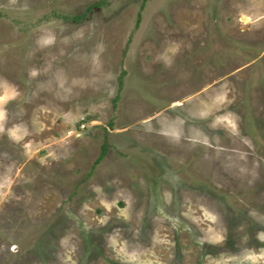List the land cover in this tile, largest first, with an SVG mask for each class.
I'll list each match as a JSON object with an SVG mask.
<instances>
[{"label":"rangeland","instance_id":"1","mask_svg":"<svg viewBox=\"0 0 264 264\" xmlns=\"http://www.w3.org/2000/svg\"><path fill=\"white\" fill-rule=\"evenodd\" d=\"M0 264H264V0H0Z\"/></svg>","mask_w":264,"mask_h":264},{"label":"trees","instance_id":"2","mask_svg":"<svg viewBox=\"0 0 264 264\" xmlns=\"http://www.w3.org/2000/svg\"><path fill=\"white\" fill-rule=\"evenodd\" d=\"M85 14H79V15H76V18L79 19L80 17L84 16ZM120 85L122 86L123 85V81L121 80L120 81ZM106 152H107V146L104 145L103 146V149H102V153L101 155L99 156L98 158V162L102 160V158H104V156L106 155Z\"/></svg>","mask_w":264,"mask_h":264}]
</instances>
